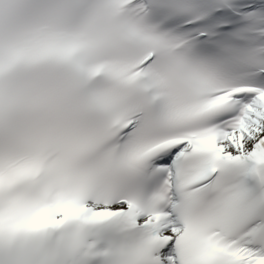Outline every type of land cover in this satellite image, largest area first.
<instances>
[{
    "label": "snow or ice",
    "instance_id": "1",
    "mask_svg": "<svg viewBox=\"0 0 264 264\" xmlns=\"http://www.w3.org/2000/svg\"><path fill=\"white\" fill-rule=\"evenodd\" d=\"M0 264H264V0H0Z\"/></svg>",
    "mask_w": 264,
    "mask_h": 264
}]
</instances>
